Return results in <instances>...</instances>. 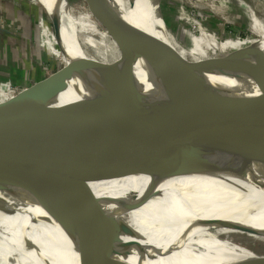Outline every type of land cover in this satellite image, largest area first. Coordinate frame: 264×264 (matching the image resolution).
I'll use <instances>...</instances> for the list:
<instances>
[{
	"label": "water",
	"instance_id": "water-1",
	"mask_svg": "<svg viewBox=\"0 0 264 264\" xmlns=\"http://www.w3.org/2000/svg\"><path fill=\"white\" fill-rule=\"evenodd\" d=\"M64 1L69 3L68 0ZM97 1L104 5L105 0ZM89 2L95 7L93 0ZM108 8L107 6L106 9ZM111 16V13L100 16L96 11V17L108 21L110 33L115 35L124 58L130 54L129 46L121 39L119 29ZM51 20L59 32V25L53 17ZM146 35L156 45L157 57L164 55L167 59L169 74L162 76V81L173 92L176 103L167 117L156 115L153 120L166 121L165 119L170 118L173 121L178 117L182 118L181 116L192 115V111L205 112L207 108L214 106L204 104L203 107L197 106L195 109L189 106L190 102H195L203 95L196 88L188 90L191 93L187 99L182 98L185 82L191 77L193 70L207 75H214L213 71H224L247 73L251 76L258 70L256 64L259 60L247 59V56L257 52L260 46L253 45L227 53L223 55L220 63L214 57L211 63L194 66L187 63L172 46L166 44L164 37L148 32ZM139 43H142V53L148 55L149 47L144 41ZM156 62L160 63V59ZM89 64L90 61H86L79 65L73 59L71 72L77 70L81 74L83 69L93 70ZM157 66L160 67L159 64ZM108 70L111 72L97 70L94 74L99 78H108L112 75L109 73L115 72ZM40 92L42 95L33 102L21 99L7 103L4 109H12V112L0 115L2 241L17 246L22 255L29 257L37 252L34 235L52 232L65 239L87 264H210L217 261L208 255L190 254L175 241L167 242L168 237L162 235L159 228L138 219L135 214L166 192L167 190L162 191L161 188L168 182L181 177L216 178L212 172L196 167L206 159L227 166L226 173L219 178L242 181L245 174L260 163L264 154V102L246 111L201 122L187 121V118L177 126L156 121L146 123L107 143L84 171L60 174L58 168L63 159L61 155L50 152L47 157L41 150L61 148L62 154L68 158H76V154L81 153L74 148L63 149L60 144L53 147L61 139L59 132L54 131L37 139L2 134L10 125L33 112L34 108L36 110L40 100L49 96L55 98L63 90L49 87ZM227 101L230 98L224 99L222 103L227 104ZM20 105L23 107L19 108ZM92 111V107L75 108L68 114L59 110L43 113L34 111L31 121L35 123L40 119L35 124L47 126L72 116L78 119L91 116ZM216 112H212L213 115ZM212 113L196 118L191 116L189 119L212 116ZM147 117L150 116H144ZM81 152L84 154L86 148ZM73 162L68 165L74 164ZM132 179H143L142 183H148L147 189L141 194L138 191L121 189L108 191L103 196L97 194L102 188ZM252 226L247 228L264 232ZM241 231L251 233L247 230ZM2 254L8 255V252ZM22 255L15 257L16 261L12 257V264H21ZM226 262L218 264H264V255L252 253L248 257Z\"/></svg>",
	"mask_w": 264,
	"mask_h": 264
},
{
	"label": "bare ground",
	"instance_id": "bare-ground-1",
	"mask_svg": "<svg viewBox=\"0 0 264 264\" xmlns=\"http://www.w3.org/2000/svg\"><path fill=\"white\" fill-rule=\"evenodd\" d=\"M38 1L57 22L65 40L75 49L77 47L79 55L85 62L90 61L89 65L94 69L89 72L93 78L98 79L97 88L101 93L85 98L82 96L83 99L81 97L79 101L75 100L77 102L72 100L74 102L70 104H66L67 101H63L60 95L48 98L52 105H56L55 109H52L54 111L59 110L68 114L75 108L92 107L91 116L79 118L80 120L72 116L61 120L60 123L47 126L18 120L3 130L2 134L37 139L54 131L59 132L61 139L53 147L60 144L63 149L74 148L81 153V155L77 153L76 158H68L62 154L61 148L53 150L43 148L41 152L44 156L48 157V154L53 152L63 158L58 168L60 174L84 171L107 143L120 134L146 123L156 121L177 126L187 118V121L201 122L246 111L264 102V74L251 76L247 73L234 74L218 70L219 73L213 71L214 75H207L193 70V74L185 82L182 98L187 99L191 93V91L188 93V90L196 88L203 95L195 102H190L192 104L189 106L194 109L197 106L203 107L204 104L214 106L207 108L205 112L192 111V115L181 116L183 119L178 117L173 121L170 118L165 119L166 121L153 120L156 115L167 117L168 112L176 104L173 92L167 89L162 81V76L169 74L167 59L164 55L161 58L154 55L156 45L146 35L148 32L164 37L166 44L173 47L172 38L161 18L160 0H105L104 5L99 1L100 4H95L100 16L112 14L111 18L119 29L121 39L129 46L130 54L124 58L118 47L110 41L107 33L99 29L96 18L93 15L89 17L85 8H82L83 11L80 10V14H76L74 8L64 0ZM255 33L264 40V29L259 23H255ZM141 41L149 47L148 55L142 53V43H139ZM109 44L119 62L122 61V67L118 72L111 73L110 79L99 78L94 72L105 71L99 61L106 62ZM89 50L95 53V57L88 54ZM159 59L160 63H157ZM256 68L258 69L257 65ZM227 98H230V101H227V104L222 103ZM215 110L217 112L213 115L212 112ZM7 113H11L10 110H5L4 105L0 104V115ZM209 113H212V116L189 119L191 116L196 118ZM143 115L150 117L144 118ZM85 148L86 152L83 154L81 150ZM70 162L74 164L68 165ZM196 167L206 169L217 177H181L168 182L161 188L162 191H167L147 204L146 208L138 210L135 217L159 228L162 235L168 237L167 242L175 241L190 254L208 255L211 259L217 260L210 264L232 262L237 258L252 255L251 251H244L236 247L238 244L234 246L222 237L229 235V228L247 230L251 234L253 232L264 237V232L247 228L253 225L254 229L264 230V154L260 163L249 170L242 181L219 178L228 168L210 159L201 161ZM141 180L143 179L121 181L100 189L97 194L103 196L108 191L119 189L138 191L141 194L147 189L148 184L142 183ZM42 234L34 235L37 252L29 257L22 255L17 246L0 239V264H12V257L15 260L19 255H22L21 264H87L61 236L52 232ZM40 235L42 236L39 237ZM207 250L220 254L208 253ZM3 252H8V255L2 254Z\"/></svg>",
	"mask_w": 264,
	"mask_h": 264
},
{
	"label": "rangeland",
	"instance_id": "rangeland-1",
	"mask_svg": "<svg viewBox=\"0 0 264 264\" xmlns=\"http://www.w3.org/2000/svg\"><path fill=\"white\" fill-rule=\"evenodd\" d=\"M68 2L76 14L85 8L89 17L93 15L99 29L107 33L122 54L115 35L110 33L108 21L96 17L95 7L100 4L97 0H93L95 7L89 0ZM160 3L162 20L172 38L173 48L187 63L199 66L211 63L214 57L220 63L223 55L255 45L260 49L249 54L247 59L257 58L256 74H264V40L255 33V23L264 29V0H160ZM88 52L95 57L93 51ZM114 54L109 44L106 62L99 61L105 71L118 72L121 69L120 60ZM154 55L157 56L156 51ZM73 59L79 65L85 63L77 47L71 46L56 30L42 3L38 0H0V104L6 106L21 99L33 102L42 95L41 90L49 87L63 90L58 95L67 101L66 104L79 101L82 96L100 94L98 79H94L89 71L71 72ZM48 98L50 96L40 100L33 112L55 109L56 105H52ZM33 112L20 121L33 124ZM222 238L234 246L238 244L236 247L244 251L264 255L262 236L229 228V235ZM206 252L220 254L211 250Z\"/></svg>",
	"mask_w": 264,
	"mask_h": 264
}]
</instances>
